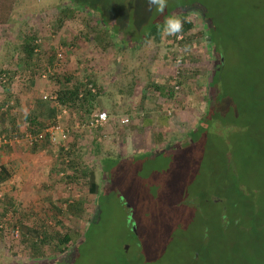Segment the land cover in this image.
Masks as SVG:
<instances>
[{
  "label": "rangeland",
  "instance_id": "374dc122",
  "mask_svg": "<svg viewBox=\"0 0 264 264\" xmlns=\"http://www.w3.org/2000/svg\"><path fill=\"white\" fill-rule=\"evenodd\" d=\"M57 1L62 0H2L0 4V70L16 66L18 30L33 28L40 40L36 65L19 70L31 75L29 82L10 75L8 91L0 88V100L8 98L13 103L11 114L0 123V133L3 128L9 135L22 132L30 99L52 94L67 74L71 80L87 76L100 82L102 88L94 100L97 107L108 106L110 112L109 123L88 132L89 137L79 133L85 138L81 160L93 168L98 183L104 156L107 176H103L108 181L94 196L82 184L66 191L70 198L86 196V215L62 217L64 226H78L83 237L75 253L68 249L74 254L72 261L67 256L65 263L52 264H264V0H166L163 12L147 0H63L72 14L91 18L86 28L71 19L56 26L58 10L52 5ZM195 4L212 18L214 51L224 63L218 69L221 85L215 86L222 100L216 101L218 114L209 123L211 132L189 143L187 131L203 111L200 95L212 102L213 89L203 71L213 70L216 60L211 61L208 48L197 39L198 48L195 43L191 48L202 64L186 65L191 71L171 80V85L176 81L179 86L176 101L162 100L167 98L158 92L167 86V73L175 64L167 25L159 42L142 38L171 9ZM189 18L197 21L194 30H204L205 20L192 14ZM102 29L104 36L96 37ZM106 37L115 42L113 47L101 48ZM59 46L64 49L62 60L53 74L41 79L40 73L51 67L47 59H53ZM198 65L196 77L193 70ZM196 81L200 87L189 91ZM149 103L157 105L160 119H166L150 126L163 130L159 131L165 136L159 135L161 142H153L157 134L152 130L139 127ZM73 113L59 121L75 119ZM120 116H128L129 122L119 124ZM174 143L178 149L148 153ZM98 144L99 152L92 153ZM47 147L32 150L13 143L0 148V162L12 170L10 179L0 185L3 225L15 219L32 225L44 197L56 203L65 196L57 184L48 185L47 174L57 165L60 151L58 146ZM95 202L100 204L98 212ZM44 252H48L45 257L35 259L49 263L54 253L48 247ZM32 260L18 239L0 233V264Z\"/></svg>",
  "mask_w": 264,
  "mask_h": 264
},
{
  "label": "trees",
  "instance_id": "16d2710c",
  "mask_svg": "<svg viewBox=\"0 0 264 264\" xmlns=\"http://www.w3.org/2000/svg\"><path fill=\"white\" fill-rule=\"evenodd\" d=\"M1 2L2 0H0V4ZM52 7L58 10L56 17L57 24H55L56 26L61 25L67 19H71L76 22L75 24H81L83 28H86L87 21L91 20V18L85 13L76 12L77 14H72L69 12L72 9L65 5L63 0L55 2ZM190 14L199 17V19H202L203 21H206L203 22L204 30L199 28L194 30L197 21L191 20L189 18ZM171 18H177L181 21V30L168 36L169 48L174 46L175 49L174 52H170V55H172L171 58L175 59L176 56H179V63L174 62V67L169 69L167 73V86H161L160 91L158 92L159 94H164L168 99L178 96L176 91L179 90V86L177 89L174 88V85H177L175 84L176 81H172V84L174 85H171V80H174L172 76L175 74V72H177L178 77L180 72L183 73L187 70L185 66L188 64H199L200 60L196 58V55L193 53V49L191 48V45L194 43L198 48L199 44L196 42L197 39H202L204 47L208 48L211 61L216 60V65L214 66L213 70H209L207 72L203 71V73L207 75L208 87L213 89L212 102H207L209 100L207 96H203V94L200 95V98L203 100L202 114L197 119L193 127L187 131L189 143L191 141L194 143L195 138H197L199 135L203 133L206 134L209 131L211 132V126L209 123L210 121H215L214 118H216V115L218 114L215 111L216 101L219 103L222 100V95L216 91L215 86L217 83L221 85V74L218 73V69L223 65L224 62L222 56H220L218 52L214 51L216 41L215 37L210 34L213 24L212 18L210 14L207 13L206 9L196 4L189 5L187 7L183 6L171 9L168 13H166V15H163L158 21L153 22L149 26L146 34L142 38V41H153L155 43L159 42L162 39V33L165 25H167V21ZM93 22L98 24V22L95 20H93ZM96 33V37L104 36L103 29ZM35 34L36 33L34 32L33 28L23 32L19 30L17 31L16 36L19 40V48L15 56L16 66L11 70H9L10 68H3L0 70V75L3 74L5 76V81L0 82V88L4 89V91H8V87H5L9 84L10 75H13L15 78H20L21 81L27 80L29 82L31 75L29 77L28 75L25 76V74L20 73L19 70H24V68L27 69L30 65H36L35 58H37L36 56L39 52V44L36 42V39L38 38H36L37 36ZM70 42L71 46H73V41ZM114 43V41H110V39L107 37L103 38L101 48H111L113 47ZM177 48L178 50L176 52ZM216 56H218V58H216ZM52 57L53 59L48 58L46 62L51 66V74L54 73V66L52 65L54 53ZM201 64L202 63L200 62V65ZM195 67L196 69L193 70L194 73L197 71L199 72L201 69L199 68L200 66L198 65ZM11 71H13L12 74ZM187 71H191V69ZM198 72L195 74L196 77L199 75ZM71 77L72 76L68 74L63 75L60 86L53 90L52 94H55V99L52 100L48 98V96L51 94H43L41 96L35 95L32 97V99H30V110L28 113L23 114V122L25 123V128L23 131L35 133L45 126L54 123L56 121V115L62 107L66 108L70 113L76 112V114L73 113V116L75 115L73 118L78 120L86 119L93 111H106L108 106L103 108L97 107V104L94 100L99 95L100 89L102 88L100 87V82L94 81L87 76L82 79L76 78L75 80H71ZM88 84L91 88H93V91L90 89V87H88ZM199 85L200 84L196 81L194 86L190 88L189 91L195 92L198 87H200ZM120 86L124 87V84L122 83ZM44 95L45 97L43 98ZM214 95H217V100ZM12 99H15V102L18 101L17 97L15 96ZM12 104L10 101H8V98L7 100H0V123H3L5 117H9V114H11L10 111L13 107ZM106 113L109 116L110 112L106 111ZM107 123H109V119ZM1 130H3V132L0 133V136L10 137L14 135H9L10 133L7 128H3ZM90 132L91 130H89V133ZM20 134L21 132L17 133L16 136L20 137ZM84 136L89 137L88 132H84L83 137ZM83 137L82 135H79L78 132H75L71 135L65 150L59 147L60 152L58 155V163L47 174L48 185L54 187L57 184L63 190L65 196H62L56 203L53 202L49 196L44 197L45 200L41 206L42 210L37 213V215L35 214L31 219L33 222L32 225L21 224L22 222L20 219H15V221L12 223L7 222V225H3V222H0V233L7 232L10 234V230L12 228L16 227L18 229V244L21 249H24L27 252V256L31 259L45 257V254L48 253L44 252L45 247H48L49 253H54V255L64 253L68 249H75L76 244L79 243L83 237V231H81L78 226H64L62 223V217L64 215H68L76 219H81L83 215H86L87 210L84 208L86 196H73L70 198V195H68L66 191L70 189L73 190L74 186L77 184H82V186L85 187L87 194L94 196L99 193V189H102V184H105L108 181V177L104 178L105 175L107 176V171L103 164L107 159H104V156L101 157L99 164L102 178L98 183L94 181L92 175L93 168H91V166L89 167L87 162L81 160L82 154L84 153L83 150H85V141L83 140L85 138ZM102 137V135H97L98 140H101ZM46 145L49 146L47 142L42 141L28 146V148L32 150H36L37 148L47 149L48 147ZM6 146H8V144H3L1 147ZM178 148V144H167L163 148L161 147L153 149L148 151V153L150 155H155L160 152L162 153L166 152L167 150L171 151ZM99 149L100 148L98 144L97 150L93 151L92 153L97 154ZM64 159H66V161H64ZM60 172L62 173L61 175L59 174ZM11 175L12 170L8 168L5 163L0 162V185L9 180ZM238 192L241 193L240 191ZM95 204H97L95 210L98 212L100 209V204L99 202H95Z\"/></svg>",
  "mask_w": 264,
  "mask_h": 264
},
{
  "label": "built area",
  "instance_id": "2783aa9c",
  "mask_svg": "<svg viewBox=\"0 0 264 264\" xmlns=\"http://www.w3.org/2000/svg\"><path fill=\"white\" fill-rule=\"evenodd\" d=\"M179 38V36H178ZM39 39H36L37 44H39ZM178 49V48H177ZM64 49L60 46L56 48L54 53V63L55 66L58 62L62 60ZM173 62L179 63V56H176L173 59ZM50 67H47L44 72L40 74L41 79H45L47 73H50ZM177 77V72L172 76L175 80ZM5 81V76L3 74L0 75V82ZM88 87L90 85L88 84ZM178 85H174V88L177 89ZM93 91V88L90 87ZM45 95L43 96V98ZM49 99H55V94H51L48 96ZM11 103V102H10ZM56 104V103H55ZM68 115V110L66 108H60L59 112L56 115V121L51 123L44 128L40 129L35 133H31L30 131H22L19 135L20 137L13 135L10 137L0 136V148L3 144H17L23 143L25 146H30L35 143H39L42 141L47 142L49 145H54L61 147L63 150L66 149L67 143L69 142L71 135L75 132L82 133V132H89L92 129H99L100 127L107 124L108 115L104 110H97L93 111L86 119L78 120V119H67L66 123L62 124L59 119L60 117H65ZM129 122L128 116H122L118 119V123L121 125H125ZM75 131V132H74ZM57 134L58 138L55 137ZM66 161V159H64ZM62 174L61 172L59 173ZM10 235L12 238L17 239L19 237V231L16 227L10 230Z\"/></svg>",
  "mask_w": 264,
  "mask_h": 264
},
{
  "label": "crops",
  "instance_id": "0c3cea01",
  "mask_svg": "<svg viewBox=\"0 0 264 264\" xmlns=\"http://www.w3.org/2000/svg\"><path fill=\"white\" fill-rule=\"evenodd\" d=\"M156 70H157V68H156ZM156 70H154V71H156ZM206 75V74H205ZM132 83L133 82H131L130 83V86H132ZM140 85H138V87H137V89L138 90H141V88L142 87H139ZM155 86H156V84H155ZM142 91V90H141ZM149 93V92H148ZM169 100L168 98L167 99H165L164 97H162V100ZM173 100H175L176 101V99L174 98ZM144 108H147V113H145L144 114V116H142V120L140 121V123L141 124H139V127L141 126V128L143 129V130H147V128L148 129H150V131H151V133H156L157 134V136H155L154 138H153V142H161L160 141V139H159V135L160 134H162V137H165L164 135H163V132H159V131H163L162 129H160V127H158L157 129H152L150 126H151V124H153V122L154 121H156V122H161V121H159V120H163V122L164 121H166V119L163 117V119H160L159 118V110H157V105H155V104H151V103H149V104H147V106H145ZM156 108V109H155ZM144 113V112H143ZM121 117V116H120ZM170 123L168 122V124L166 123V125H169ZM166 127V126H165ZM172 127V128H171ZM170 129H174V126H170ZM168 130V129H167ZM148 131V130H147ZM146 131V132H147ZM149 132V131H148ZM177 132V131H176ZM176 132H175V135H176ZM150 133V132H149Z\"/></svg>",
  "mask_w": 264,
  "mask_h": 264
},
{
  "label": "clouds",
  "instance_id": "9594fccd",
  "mask_svg": "<svg viewBox=\"0 0 264 264\" xmlns=\"http://www.w3.org/2000/svg\"><path fill=\"white\" fill-rule=\"evenodd\" d=\"M148 4L156 5L157 10L163 12L166 5V0H147ZM169 34H175L181 30V21L177 18H171L167 21V27L165 29Z\"/></svg>",
  "mask_w": 264,
  "mask_h": 264
},
{
  "label": "flooded vegetation",
  "instance_id": "af4514ba",
  "mask_svg": "<svg viewBox=\"0 0 264 264\" xmlns=\"http://www.w3.org/2000/svg\"><path fill=\"white\" fill-rule=\"evenodd\" d=\"M72 251L75 253L74 249H72ZM73 252L66 250L64 253L57 254V255L55 254L53 256V258H52V256H51V259L48 258L49 263H46L45 261L40 262L38 259H34L27 264H52V263H54V261H57L59 263H63V262L65 263V259L67 256L69 258V261H72L73 255H74Z\"/></svg>",
  "mask_w": 264,
  "mask_h": 264
},
{
  "label": "water",
  "instance_id": "95a60500",
  "mask_svg": "<svg viewBox=\"0 0 264 264\" xmlns=\"http://www.w3.org/2000/svg\"><path fill=\"white\" fill-rule=\"evenodd\" d=\"M80 241H81V240H80ZM80 241H79V242H80ZM77 244H78V243H77ZM77 244H76V245H77Z\"/></svg>",
  "mask_w": 264,
  "mask_h": 264
}]
</instances>
